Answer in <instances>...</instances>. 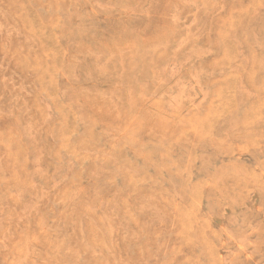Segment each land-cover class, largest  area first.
<instances>
[{
    "label": "rangeland",
    "instance_id": "374dc122",
    "mask_svg": "<svg viewBox=\"0 0 264 264\" xmlns=\"http://www.w3.org/2000/svg\"><path fill=\"white\" fill-rule=\"evenodd\" d=\"M256 1L0 0V264H264Z\"/></svg>",
    "mask_w": 264,
    "mask_h": 264
},
{
    "label": "bare ground",
    "instance_id": "6f19581e",
    "mask_svg": "<svg viewBox=\"0 0 264 264\" xmlns=\"http://www.w3.org/2000/svg\"><path fill=\"white\" fill-rule=\"evenodd\" d=\"M90 1H92V0H90ZM255 1H256V0H255ZM257 1H258V0H257ZM257 1H256V2H257ZM91 3H92V2H91ZM253 4H255V2H254ZM254 6H255V5H254ZM249 10H251V9H249ZM249 10H248V11H249ZM232 13H233V10H232ZM234 14H235V13H233V16H232V17H233L234 19H236L237 14H235L236 16H234ZM27 17H28V16H27ZM226 22H227V21H226ZM256 22H257V21H256ZM222 23L225 24V22H222ZM36 24H37V23H36ZM228 24H229V23H227L226 25H228ZM49 25H50V24H49ZM226 25H225V26H226ZM225 26H224V27H225ZM44 27H45V26H44ZM219 27H220V26H219ZM45 28H46V27H45ZM263 28H264V27H263ZM37 30H38V29H37ZM58 34H59V33H58ZM245 38H246V37H245ZM140 39H142V38H140ZM184 39H185V38H184ZM186 39H187V38H186ZM229 40H230V39H229ZM45 41H46V40H45ZM243 41H244V40H243ZM224 42H225V36H224ZM226 42H228V40H227ZM42 44H43V43H42ZM60 45H61V44H60ZM155 45H156V44H155ZM158 45H159V44H158ZM225 46H226V45H225ZM227 46H228V45H227ZM52 47H53V45H52ZM230 47H231V46H229V48H228L229 50H230ZM226 48H227V47H226ZM160 50H161V49H160ZM159 52H160V51H159ZM228 52L231 53V51H227V54H228V57H229V56H230V53H228ZM52 54H53V53H52ZM231 54H233V53H231ZM58 55H59V54H58ZM224 56H225V58H227V59L222 58V60L225 59L226 61H227V60L229 61L227 55L225 54ZM232 56H233V55H232ZM230 57H231V56H230ZM234 57H235V56H234ZM254 57H256V56H254ZM55 58H56V57H55ZM231 58H233V57H231ZM19 60H20V59H19ZM225 60H223V61H225ZM236 62H237V61H236ZM238 62H239V61H238ZM30 63H31V62H30ZM59 63H60V62H59ZM217 63H218V62H217ZM225 63H226V62H225ZM218 64H220V63H218ZM222 64H223V63H222ZM45 65H46V64H45ZM53 65H54V64H53ZM64 66H65V65H64ZM31 67H32V66H31ZM64 69H65V67H64ZM260 70L263 71L264 69H260ZM53 71H54V70H53ZM58 71H59V69H58ZM62 71H63V70H62ZM212 71H214V70H212ZM250 71H251V70H250ZM262 71H261V72H262ZM261 72H260V73H261ZM211 73H212V72H211ZM249 73H250V72H249ZM251 73H252V71H251ZM247 74H248V72H247ZM249 75H250V74H249ZM69 76H70V75H69ZM227 78H228V77H227ZM231 78H232V77H231ZM47 79H48V78H47ZM151 80H152V79H151ZM221 80H222V79H221ZM43 85H44V84H43ZM226 85H227V84H226ZM45 86H47V85H45ZM223 86H224V85H223ZM50 87H51V86H50ZM242 87H244V86H242ZM43 88H44V87H43ZM223 88H224V87H222V89H223ZM244 88H246V87H244ZM44 89H45V88H44ZM50 89H51V88H50ZM45 90H46V89H45ZM225 90H226V89H225ZM258 90H259V88H258ZM218 91H219V90H218ZM220 91H221V90H220ZM220 91H219V92H220ZM49 93H50V92H49ZM219 94H220V93H219ZM147 95H148V94H147ZM220 95H221V94H220ZM227 95H228V94H227ZM149 96H150V95H149ZM51 97H53V96H51ZM55 97H56V96H55ZM147 97H148V96H147ZM200 97H201V96H200ZM219 97H220V96H218V98H219ZM191 98H192V97H191ZM201 98H202V97H201ZM220 98H221V97H220ZM203 100H204V98H203ZM216 100H217V97H216ZM58 101H59V100H58ZM58 101H57V102H58ZM60 101H61V100H60ZM204 102H205V100H204ZM165 103H166V102H165ZM205 103H206V102H205ZM215 103H216V102H215ZM219 103H220V102H219ZM59 104H60V103H59ZM213 104H214V103H213ZM216 104H217V103H216ZM224 104H225V102H224ZM166 105H167V104H166ZM225 105H226V104H225ZM236 105H237V104H236ZM57 106H58V105H57ZM64 106H66V105H64ZM215 106H216V105H215ZM215 106H214V107H215ZM221 106H222V105H221ZM250 106H252V105H250ZM59 107H61V106H59ZM161 107H162V106H161ZM167 107H168V106H167ZM226 107H227V105H226ZM216 108H217V107H216ZM235 108H236V107H235ZM42 110H44V109H42ZM67 110H68V109H67ZM167 110H168V108H167ZM211 110L215 111L214 109H212V106H211ZM219 110H220V109H219ZM228 110H229V109H228ZM213 111H212V112H213ZM248 111H250V110H248ZM248 111H247V112H248ZM251 111H253V110H251ZM61 112H62V111H61ZM67 112H68V111H67ZM228 112H229V111H228ZM247 112H246V113H247ZM72 113H73V112H72ZM216 113H217V112H216ZM221 113H222V112H221ZM221 113H220V114H221ZM231 113H232V112H231ZM252 113H253V112H252ZM212 114H213V113H212ZM218 114H219V113H218ZM234 114H235V113L233 112V115H234ZM237 114H238V113H237ZM244 115H245V114H244ZM249 115H251V114H249ZM254 115H255V114H254ZM66 116H67V115H66ZM216 116H217V115H216ZM219 116H220V115H219ZM238 116H239V114H238ZM55 117H56V116H55ZM207 117H211V116H207ZM235 117H236V116H235ZM65 118H66V117H65ZM72 118H74V117H72ZM238 118H239V117H238ZM241 118H242V117H241ZM235 119H236V118H235ZM239 119H240V118H239ZM246 119H247V118H246ZM194 120H195V119H194ZM203 120H208V119H204V118H203ZM203 120H200V121H203ZM70 121H71V120H70ZM203 122H205V121H203ZM203 122H202V123H203ZM211 122H212V121H211ZM77 123H78V122H77ZM131 123H132V122H131ZM180 123H181V122H180ZM193 123H194V121H193ZM200 123H201V122H200ZM245 123H246V122H245ZM247 123H248V121H247ZM205 124H206V123H205ZM63 125H64V124H63ZM98 125H99V123H98ZM98 125H97V126H98ZM199 125L201 126V124H199ZM203 125H204V124H203ZM207 125H208V122H207ZM243 125H244V124H243ZM72 126H73V125H72ZM200 126H198V127H200ZM205 126H206V125H205ZM248 126H249V124H248ZM195 127H196V126H195ZM195 127H193L194 131H195V129H196ZM246 127H247V125L245 126V128H246ZM206 128H207V127H206ZM96 129H97V128H96ZM193 129H192V130H193ZM202 129H203V128H201V130H202ZM65 130H66V129H65ZM67 130H68V127H67ZM199 130H200V129H199ZM101 131H102V130H101ZM189 132H190V131H189ZM189 132H188V134H189ZM205 132H206V131H205ZM132 135L134 136V134H132ZM132 135H130V137H131ZM205 135H206V134H205ZM38 136H39V135H38ZM179 136H180V135H179ZM187 136H188V135H187ZM219 137H220V136H219ZM188 138H189V137H188ZM254 138H255V137H254ZM87 139H88V138H87ZM203 139H204V138H203ZM219 139H221V137H220ZM223 139H224V138H223ZM256 139H257V138H256ZM221 140H222V139H221ZM248 140H249V139H248ZM223 141H224V140H223ZM223 141H222V142H223ZM146 142H147V141H146ZM251 142H252V141H251ZM198 143H199V142H198ZM98 144H99V143H98ZM172 144L174 145L175 143H172ZM204 144H205V143H204ZM229 145H230V144H229ZM233 145H234V144H233ZM246 145H247V144H246ZM252 145H254V144H252ZM70 146H71V145H70ZM21 147H22V146H21ZM126 147H127V144H126ZM169 147H170V146H168V148H169ZM255 147H256V146H255ZM75 148H76V147H75ZM99 148H100V147H99ZM124 149H125V148H124ZM128 149H129V148H128ZM242 149H243V148H242ZM18 151H19V150H18ZM117 151H118V148H117ZM127 151H128V150H127ZM167 151H168V150H167ZM169 151H170V150H169ZM143 152H145V151L143 150ZM167 153H168V152H167ZM168 154H169V153H168ZM128 155H129V154H128ZM193 155H194V154H193ZM61 156H62V155H61ZM192 157H193V156H192ZM262 157H264V156H262ZM173 158H174V157H173ZM27 159H28V158H27ZM125 159H126V158H125ZM151 159H152V158H151ZM175 159H176V158H175ZM126 160H127V159H126ZM131 160H132V158H131ZM153 160H154V159H153ZM86 161H87V160H86ZM95 161H96V160H95ZM102 161H103V160H102ZM228 161H229V160H228ZM237 161H238V160H237ZM131 162H132V161H131ZM156 162H157V160H156ZM168 162H169V161H168ZM198 162H199V161H198ZM129 163H130V161H129ZM190 163H191V162H190ZM217 163H218V162H217ZM167 164L169 165L170 163H167ZM202 164H203V163H202ZM131 165H132V164H131ZM189 165H190V164H189ZM229 165H230V164H229ZM233 165H234V164H233ZM190 166H191V165H190ZM82 167H83V166H82ZM144 167H145V166H144ZM215 167H216V165H215ZM225 167H226V166H225ZM118 168H119V167H118ZM184 169H185V168H184ZM227 169H228V168H227ZM171 170H172V169H171ZM213 171H214V170H212V173H213ZM184 172H185V171H184ZM246 172H247V171H246ZM83 173H84V172H83ZM250 173L252 174V172H250ZM190 174H191V172H190ZM213 174H214V173H213ZM80 175H81V174H80ZM155 176H156V175H155ZM158 176H159V175H158ZM212 176H213V175H212ZM133 177H135V176H133ZM203 177H204V176H203ZM213 177H214V176H213ZM250 177H251V176H250ZM79 178H80V177H79ZM185 178H186V175H185ZM187 178H188V176H187ZM253 178H254V177H253ZM145 179H146V178H145ZM207 179H208V178H207ZM254 179H255V178H254ZM131 180H132V176H131ZM139 180H140V179H139ZM151 180H152V179H151ZM168 180H169V179H168ZM186 180H188V179H186ZM201 180H203V179H201ZM205 180H206V179H205ZM205 180H204V181H205ZM262 180H263V179H262ZM117 181H118V180H117ZM134 181H138V180L136 179V180H134ZM141 181L143 182L144 180H141ZM196 181H198V180H196ZM60 182H61V181H60ZM138 182H139V181H138ZM253 182H254V181H253ZM1 183H2V182H1ZM117 183H118V182H117ZM119 183H120V182H119ZM169 183H171V182H169ZM198 183H199V182H198ZM135 184H136V182H135ZM184 184L186 185V183H184ZM188 184H189V183H188ZM203 184H204V183H203ZM133 185H134V184H133ZM139 185H140V184H139ZM197 185H198V184H197ZM246 185H247V183H246ZM134 186H135V185H134ZM188 187H190V186L188 185ZM192 187H193V186H192ZM186 188H187V187H186ZM194 188H195V187H194ZM201 188H203V187H201ZM243 188H244V187H243ZM163 189H164V188H163ZM245 189H247V188H245ZM190 190L193 191L194 189H191V188H190ZM176 191H177V190H176ZM198 191H199V189H198ZM198 191H197V192H198ZM247 191H248V190H247ZM201 192H203V190H201ZM191 193H192V192H190V194H191ZM245 194H248V195H249V191H248V193L246 192ZM253 194H254V192H253ZM191 195H192V194H191ZM198 196H199V195H198ZM254 196H255V195H254ZM69 197H70V196H69ZM247 197H248V196H247ZM247 197H245V198H247ZM251 197H252V196H251ZM255 197H256V196H255ZM128 198H129V197H128ZM219 198H220V197H219ZM252 198H253V197H252ZM257 198H258V197H257ZM195 199H196V198H194L193 200H195ZM242 199H243V198H242ZM62 200H63V199H62ZM193 200H191V201H193ZM250 200H251V199H250ZM250 200H249V201H250ZM255 200H257V199H255ZM169 201H170V200H169ZM169 201H167V202H169ZM214 201H215V200H214ZM222 202H223V201H222ZM222 202H221V203H222ZM127 203H128V202H127ZM243 203H245V202H243ZM65 204H66V203H64V205H65ZM169 204H170V203H169ZM191 204H193V202H191ZM255 204H256V203H255ZM221 205H222V204H221ZM195 206H196V205H195ZM245 206H246V204H245ZM126 207H127V206H126ZM172 207H173V206H172ZM221 207H222V206H221ZM226 207H227V206H226ZM226 207H223V209H225ZM227 208H228V207H227ZM227 208H226V209H227ZM249 208H250V207H249ZM127 209H128V208H127ZM177 209H178V208H177ZM179 210H180V208H179ZM186 210H187V209H186ZM240 210H242V209H240ZM90 211H91V210H90ZM132 211H133V210H132ZM180 211H181V210H180ZM183 213H184V212H183ZM228 213H229V212H228ZM228 213H227V214H228ZM208 216H209V215H208ZM225 216H226V215H225ZM213 217H214V216H213ZM182 221L186 222L185 220H182ZM180 223H182V225H183V222L180 221ZM216 223H217V222H216ZM204 224H205V223H204ZM207 225H208V224H207ZM218 225H219V224H218ZM257 226H258V225H257ZM183 227H185V226L183 225ZM187 227H188V225H187ZM191 227H192V226H191ZM258 227H259V226H258ZM181 229H182V228H181ZM183 229H185V228H183ZM182 232H183V230H182ZM94 233H95V232H94ZM94 233H93V234H94ZM187 235H188V233H187ZM191 235H192V237H193V234H191ZM255 235H256V234H255ZM108 236H109V235H108ZM239 236H240V235H239ZM96 237H97V236H96ZM192 237H191V238H192ZM204 239H205V238H204ZM240 239H241V238H240ZM220 240H221V239H220ZM252 240H253V239H252ZM186 241H187V240H186ZM190 241H193V240H190ZM222 243H223V242H222ZM186 244H187V243H186ZM206 244H207V243H206ZM243 244H244V243H243ZM254 244H255V243H254ZM18 246H19V245H18ZM239 248H240V247H239ZM249 248H250V247H249ZM211 251H212V249H211ZM71 253H72V252H71ZM178 253H179V251H178ZM197 253H198V252H197ZM193 255H194V254H193ZM210 256H211V255H210ZM212 258H213V257H212ZM210 263H212V262L210 261ZM193 264H194V263H193Z\"/></svg>",
    "mask_w": 264,
    "mask_h": 264
}]
</instances>
